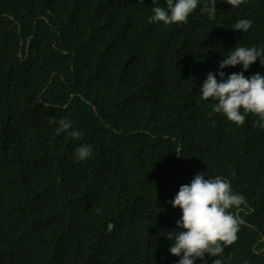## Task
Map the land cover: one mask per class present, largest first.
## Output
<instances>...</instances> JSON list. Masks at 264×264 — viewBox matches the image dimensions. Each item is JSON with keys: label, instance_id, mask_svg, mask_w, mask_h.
Returning <instances> with one entry per match:
<instances>
[{"label": "trees", "instance_id": "trees-1", "mask_svg": "<svg viewBox=\"0 0 264 264\" xmlns=\"http://www.w3.org/2000/svg\"><path fill=\"white\" fill-rule=\"evenodd\" d=\"M152 6L0 0V264H175L170 201L197 173L245 203L231 209L236 240L196 264H264V129L198 94L234 46L264 48V0H217L215 19L198 6L171 25L150 22ZM257 72L259 58L244 74ZM50 117L84 135L56 136ZM81 143L93 153L77 162Z\"/></svg>", "mask_w": 264, "mask_h": 264}, {"label": "clouds", "instance_id": "clouds-1", "mask_svg": "<svg viewBox=\"0 0 264 264\" xmlns=\"http://www.w3.org/2000/svg\"><path fill=\"white\" fill-rule=\"evenodd\" d=\"M235 7L241 0H226ZM217 0H152L150 22H162L165 25L185 23L188 17L200 6L206 11L209 19H215ZM252 21L238 19L233 30L247 32ZM223 55L217 72H208L206 79L199 87V97L203 101H213L212 111L220 113L237 125H243L249 114L257 116L254 127L264 129V73L245 76L244 72L257 61L264 65V48L236 45ZM242 67V71L226 74L223 69L228 66ZM219 76V80L218 77ZM50 124L55 125V135H68L73 140L80 139L84 133L74 127L70 119L50 117ZM175 152L181 154L177 146ZM93 153V145L81 143L73 151L77 162L87 160ZM173 207L181 210L176 221L177 229L166 233L171 241L169 252L177 257L175 264H196L205 254L218 256L224 247L237 238L239 218L231 209L239 208L245 203L243 194L234 193L231 182L220 175L205 177L197 173L189 183L182 184L170 201ZM114 225L107 224V231ZM162 235H164L162 233ZM218 264V262H214Z\"/></svg>", "mask_w": 264, "mask_h": 264}, {"label": "water", "instance_id": "water-1", "mask_svg": "<svg viewBox=\"0 0 264 264\" xmlns=\"http://www.w3.org/2000/svg\"><path fill=\"white\" fill-rule=\"evenodd\" d=\"M45 103V102H44Z\"/></svg>", "mask_w": 264, "mask_h": 264}]
</instances>
